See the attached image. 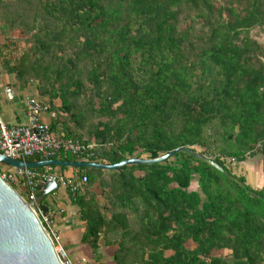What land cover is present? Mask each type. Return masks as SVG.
Wrapping results in <instances>:
<instances>
[{
	"label": "trees",
	"instance_id": "obj_1",
	"mask_svg": "<svg viewBox=\"0 0 264 264\" xmlns=\"http://www.w3.org/2000/svg\"><path fill=\"white\" fill-rule=\"evenodd\" d=\"M0 18L29 35L3 66L56 114V137L96 145L106 165L199 149L245 186L186 152L73 169L88 180L70 201L95 257L116 246L115 264H264V189L227 163L264 156V0H0Z\"/></svg>",
	"mask_w": 264,
	"mask_h": 264
},
{
	"label": "built area",
	"instance_id": "obj_2",
	"mask_svg": "<svg viewBox=\"0 0 264 264\" xmlns=\"http://www.w3.org/2000/svg\"><path fill=\"white\" fill-rule=\"evenodd\" d=\"M3 93L9 101L14 100V91L11 87L4 86ZM48 112L49 106L37 96L28 97L26 100L24 124L9 125L0 112V154L24 162L31 161V159H34L32 162H42L65 161L73 158L77 162L97 163L98 157L94 151L96 145L56 137L51 132L50 125L42 118L43 114ZM52 167L20 169L6 166L4 170H1L0 176L14 189L16 188V191L20 186L23 187L25 195L21 196L31 204L33 210L41 218L54 243H58V235L50 226V213L48 212L47 216L42 215L41 205L36 197V187L56 180L58 189L65 190L69 198L75 200L76 196L84 190L88 180L86 176L61 174ZM56 250L63 264H73L62 248L56 247Z\"/></svg>",
	"mask_w": 264,
	"mask_h": 264
},
{
	"label": "water",
	"instance_id": "obj_3",
	"mask_svg": "<svg viewBox=\"0 0 264 264\" xmlns=\"http://www.w3.org/2000/svg\"><path fill=\"white\" fill-rule=\"evenodd\" d=\"M179 152H186L193 157L204 161L230 180L245 188L243 183L234 178L211 158L193 151L189 148H178L157 159H128L115 165H106L93 162H66V161H20L7 158L0 154V164L11 168H44L62 167L70 169L95 168L112 171L125 166L162 163ZM36 191L40 192V199L47 198L59 191L56 180L44 185H38ZM256 196V195H255ZM43 216L48 215L49 209L40 206ZM0 264H63L56 250L48 230L33 207L8 182L0 176Z\"/></svg>",
	"mask_w": 264,
	"mask_h": 264
},
{
	"label": "crops",
	"instance_id": "obj_4",
	"mask_svg": "<svg viewBox=\"0 0 264 264\" xmlns=\"http://www.w3.org/2000/svg\"><path fill=\"white\" fill-rule=\"evenodd\" d=\"M4 86L11 87L14 91V100L9 101L3 93ZM38 96L31 86L22 89L18 81L11 75L0 76V112L9 125L25 123V104L28 97ZM58 105V104H57ZM56 114L49 111L43 114L42 118L47 124H51ZM238 176L244 177L246 183L255 190L264 189V156L257 155L248 158L236 168ZM65 175L74 174L69 169ZM49 195L50 202V223L58 235L59 248L67 252L74 264H115L114 254L116 246H102L98 257H95L91 249L81 243L84 232V223L80 221L78 209L71 203L67 192ZM95 191V190H94ZM87 249V250H85ZM107 257L110 259L108 260Z\"/></svg>",
	"mask_w": 264,
	"mask_h": 264
},
{
	"label": "rangeland",
	"instance_id": "obj_5",
	"mask_svg": "<svg viewBox=\"0 0 264 264\" xmlns=\"http://www.w3.org/2000/svg\"><path fill=\"white\" fill-rule=\"evenodd\" d=\"M257 36V38L264 43V33L262 34H257L256 32H254V36ZM29 38V35L22 32L21 29H19L17 26L16 27H11L9 25H7V23H4V21L0 18V76L1 75H8L7 70L4 69L3 66V62L5 60H9L10 58L13 57H20L23 52L29 47L27 40ZM13 78H15L14 75H11ZM16 79V78H15ZM19 83V82H18ZM29 87V86H28ZM34 88V87H33ZM36 92V91H35ZM37 94V92H36ZM56 104L60 105V101H56ZM63 119H65V116H62ZM198 152L200 151L199 149H197ZM142 158L147 159V156H143ZM229 166L233 169V173L238 175L236 168L238 167L239 164H237V162L232 161V162H228ZM4 167H6L5 165L0 164V169L4 170ZM137 175H140V173H137ZM193 189H197V184L194 181L193 182ZM96 194L98 195L100 201L102 202V191L99 189V187L96 185V187L94 188ZM17 192L23 193V187L20 186L17 190ZM58 192H61V190H59ZM142 206V204H140ZM131 223L133 225L134 228H136V218L132 215L131 218ZM50 222V221H49ZM51 229L56 232L53 228H52V224L50 223ZM49 231V230H48ZM116 239V236H113ZM55 246L59 247V242H55ZM87 250V249H85ZM65 252V251H64ZM67 257L69 258L67 252H65ZM227 254V252H218L216 253V255H223L225 256ZM107 259L109 260L110 258L107 257ZM69 260L73 263V261L69 258ZM74 264V263H73Z\"/></svg>",
	"mask_w": 264,
	"mask_h": 264
}]
</instances>
